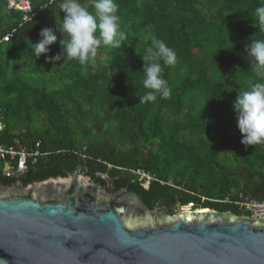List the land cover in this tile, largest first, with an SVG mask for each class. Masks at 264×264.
I'll list each match as a JSON object with an SVG mask.
<instances>
[{
  "label": "trees",
  "instance_id": "obj_1",
  "mask_svg": "<svg viewBox=\"0 0 264 264\" xmlns=\"http://www.w3.org/2000/svg\"><path fill=\"white\" fill-rule=\"evenodd\" d=\"M29 1L34 15L25 20L0 0V41L12 34L0 42V144L39 141L47 154L18 178L4 175L0 161V184L65 177L83 165L108 192L125 188L149 209L163 204L172 214L175 204L193 203L242 216L236 205L211 200L240 193L264 200V144L241 143L233 108L255 79L245 48L251 38L264 40L252 26L262 0H114L127 40L118 49L101 46L94 67L47 62L63 50L57 20L65 14L59 0ZM45 27L57 41L35 59L32 42ZM149 34L176 52L177 63L162 73L171 95L140 103ZM83 148L85 163L75 154ZM138 168L157 181L145 188L127 172Z\"/></svg>",
  "mask_w": 264,
  "mask_h": 264
},
{
  "label": "water",
  "instance_id": "obj_2",
  "mask_svg": "<svg viewBox=\"0 0 264 264\" xmlns=\"http://www.w3.org/2000/svg\"><path fill=\"white\" fill-rule=\"evenodd\" d=\"M0 264H264V217L149 209L79 166L0 184Z\"/></svg>",
  "mask_w": 264,
  "mask_h": 264
},
{
  "label": "clouds",
  "instance_id": "obj_3",
  "mask_svg": "<svg viewBox=\"0 0 264 264\" xmlns=\"http://www.w3.org/2000/svg\"><path fill=\"white\" fill-rule=\"evenodd\" d=\"M60 12L65 15L57 20L62 33V52L46 56L47 62L76 61L82 66H95L97 51L101 46L118 49L127 40V33L120 28V17L114 0H59ZM253 27L264 32V0L255 9ZM40 40L32 42L35 59L50 52V45L57 41L52 28L39 33ZM150 45L142 54L143 91L140 103L154 102L157 96L167 99L171 88L162 73L164 66H175L176 52L154 34L145 37ZM245 51L254 77L246 80L247 90L238 92L233 101L237 127L242 133L241 143L248 146L264 144V40L252 39ZM139 54V53H138Z\"/></svg>",
  "mask_w": 264,
  "mask_h": 264
},
{
  "label": "built area",
  "instance_id": "obj_4",
  "mask_svg": "<svg viewBox=\"0 0 264 264\" xmlns=\"http://www.w3.org/2000/svg\"><path fill=\"white\" fill-rule=\"evenodd\" d=\"M53 1V0H52ZM50 1V2H52ZM7 7L9 9L18 10L22 13L23 19L29 20L33 17V10L29 0H7ZM12 38V34L8 33L3 36L0 42H8ZM3 117V109L0 106V130H1V120ZM47 153L41 150V143L38 141L31 147L23 146L20 143V140H16L15 144L10 146H3L0 144V161L3 162V174L7 177L18 178L24 175L29 165H34L38 162V160L44 157ZM75 154L85 163L87 159V155L85 154V148L81 151H75ZM82 172L84 171L83 165H81ZM108 168H112L111 165H108ZM131 175L137 177L141 181H143V186L148 188L151 182L157 181L154 175L150 172L146 171L143 168L138 169H130L127 170ZM96 176L101 180L111 183L110 177L104 172H97ZM161 182V181H160ZM163 183V182H161ZM211 201L217 203H228L234 204L240 211H245L247 216L250 218H262L264 217V200H258L252 198L250 196L244 195L242 193L238 194L236 198H232L227 195L224 199H212ZM180 206L179 211H187V210H201L195 209L193 203H189L184 206Z\"/></svg>",
  "mask_w": 264,
  "mask_h": 264
},
{
  "label": "rangeland",
  "instance_id": "obj_5",
  "mask_svg": "<svg viewBox=\"0 0 264 264\" xmlns=\"http://www.w3.org/2000/svg\"><path fill=\"white\" fill-rule=\"evenodd\" d=\"M83 173V172H82ZM84 174V173H83ZM110 185H111V183H110ZM174 209H175V211H174V214H176L179 210H180V206H179V204H175L174 205Z\"/></svg>",
  "mask_w": 264,
  "mask_h": 264
},
{
  "label": "flooded vegetation",
  "instance_id": "obj_6",
  "mask_svg": "<svg viewBox=\"0 0 264 264\" xmlns=\"http://www.w3.org/2000/svg\"><path fill=\"white\" fill-rule=\"evenodd\" d=\"M101 185H102V184H101ZM109 186H110V185H109ZM104 187H105V186H104ZM119 190H120V189H119ZM117 191H118V190H117ZM115 192H116V191H115ZM159 206H166V205H163V204L161 205V204H160ZM159 206H157V207H159ZM157 207H155V208H157ZM166 207H167V206H166ZM167 209H168V208H167ZM168 210H169V209H168ZM169 212H170V211H169ZM171 214H172V213H171Z\"/></svg>",
  "mask_w": 264,
  "mask_h": 264
},
{
  "label": "snow or ice",
  "instance_id": "obj_7",
  "mask_svg": "<svg viewBox=\"0 0 264 264\" xmlns=\"http://www.w3.org/2000/svg\"><path fill=\"white\" fill-rule=\"evenodd\" d=\"M121 211H123V209H121Z\"/></svg>",
  "mask_w": 264,
  "mask_h": 264
}]
</instances>
